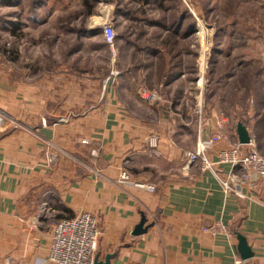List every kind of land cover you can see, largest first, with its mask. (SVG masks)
<instances>
[{
  "label": "crops",
  "instance_id": "1",
  "mask_svg": "<svg viewBox=\"0 0 264 264\" xmlns=\"http://www.w3.org/2000/svg\"><path fill=\"white\" fill-rule=\"evenodd\" d=\"M69 73L0 86V108L9 116L0 132V264H55L48 259L54 222L82 211L97 216L96 254L105 261L112 253L110 264H264V185L246 189L247 198L226 193L213 172L185 160L201 135L216 130L220 109L210 106L214 121L199 135L182 72L158 85L155 100L144 98L139 84L125 89L119 79L103 91L83 84L81 70ZM70 112L69 123H57ZM238 127L227 119L228 140L212 147V159L241 143ZM256 149L264 153L261 143ZM47 151L57 153L52 165ZM123 168L155 191L119 185ZM143 219L146 230L135 234ZM218 224L221 233L209 230ZM241 235L251 257L241 255Z\"/></svg>",
  "mask_w": 264,
  "mask_h": 264
},
{
  "label": "rangeland",
  "instance_id": "2",
  "mask_svg": "<svg viewBox=\"0 0 264 264\" xmlns=\"http://www.w3.org/2000/svg\"><path fill=\"white\" fill-rule=\"evenodd\" d=\"M70 69L103 91L110 77L107 87L120 79L125 89L160 92L182 72L190 118L202 99L208 114L211 106L246 122L264 147V0H0V86Z\"/></svg>",
  "mask_w": 264,
  "mask_h": 264
},
{
  "label": "built area",
  "instance_id": "3",
  "mask_svg": "<svg viewBox=\"0 0 264 264\" xmlns=\"http://www.w3.org/2000/svg\"><path fill=\"white\" fill-rule=\"evenodd\" d=\"M103 35L111 47L115 45L116 31L112 22L105 23L103 27ZM108 78L107 82L109 81ZM105 84L104 91L107 87ZM143 97L148 100L158 99V92L143 91ZM195 112L197 115V123L199 135L204 132L207 126L213 123V116L208 114V106L203 103L202 99H198ZM74 117L73 112L58 117L57 123H69ZM9 118L0 108V132L6 127V121ZM216 130L208 136L201 135L199 137L195 150L185 153L187 164L199 161L201 167L205 170L213 172L220 181L223 190L226 193H235L239 197L247 198V190L252 189L258 183L264 185V153H260L256 149L255 139L247 143L249 150L242 152L241 145L235 144L229 148H221L217 151V159L214 160L209 156L212 147L219 141H227L228 134L222 129L227 122L226 116L222 113L219 120L216 119ZM87 142V141H84ZM153 151L157 153L158 136L153 135L151 140ZM96 152L93 151V154ZM57 153L47 151V165L54 163ZM224 165H230L228 171H223ZM223 167V168H222ZM239 168V171L236 170ZM117 183L122 187H135L148 191H155V186L144 181L133 179L130 171L123 168L117 178ZM221 226L215 225L209 227L213 233H221ZM100 226L98 218L95 214L82 211L78 215L69 218H62L54 222L49 246V261L55 264H94L98 242L100 237ZM236 264H246L243 259H237Z\"/></svg>",
  "mask_w": 264,
  "mask_h": 264
},
{
  "label": "water",
  "instance_id": "4",
  "mask_svg": "<svg viewBox=\"0 0 264 264\" xmlns=\"http://www.w3.org/2000/svg\"><path fill=\"white\" fill-rule=\"evenodd\" d=\"M238 135H239V140L241 142V144H247L251 141V135H250V132L248 130V128L242 123H238ZM144 219L143 221L136 227L134 233L135 234H139V233H142L144 232L146 229L143 227L144 225ZM240 251H241V255L245 258L247 257H251L252 256V250L251 248L248 246L247 244V240H246V237L245 236H240ZM98 253L95 255V259H94V264H110V259H111V254L107 255L105 261H101L98 259Z\"/></svg>",
  "mask_w": 264,
  "mask_h": 264
},
{
  "label": "trees",
  "instance_id": "5",
  "mask_svg": "<svg viewBox=\"0 0 264 264\" xmlns=\"http://www.w3.org/2000/svg\"><path fill=\"white\" fill-rule=\"evenodd\" d=\"M36 4V2H33L32 3V5H35ZM17 24V23H16ZM74 32H75V40H76V42H75V44H74V46L72 47V50L71 51H73V50H77L78 49V47L82 44V41H84L83 40V32H84V29L82 28V29H75L74 30ZM103 33V32H102ZM104 36V35H103ZM115 41H116V39H115ZM117 42V41H116ZM69 55H73L72 53L71 54H69ZM157 56V55H156ZM240 122H242L246 127H249L248 126V124L246 123V122H244V121H242V120H237L235 123H240Z\"/></svg>",
  "mask_w": 264,
  "mask_h": 264
}]
</instances>
